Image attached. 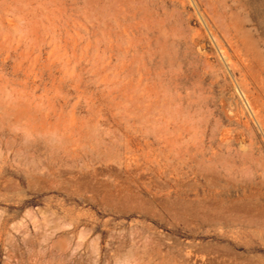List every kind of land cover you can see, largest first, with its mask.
Here are the masks:
<instances>
[{
	"label": "rangeland",
	"instance_id": "374dc122",
	"mask_svg": "<svg viewBox=\"0 0 264 264\" xmlns=\"http://www.w3.org/2000/svg\"><path fill=\"white\" fill-rule=\"evenodd\" d=\"M0 264H264V0H0Z\"/></svg>",
	"mask_w": 264,
	"mask_h": 264
},
{
	"label": "bare ground",
	"instance_id": "6f19581e",
	"mask_svg": "<svg viewBox=\"0 0 264 264\" xmlns=\"http://www.w3.org/2000/svg\"><path fill=\"white\" fill-rule=\"evenodd\" d=\"M127 160V159H126ZM85 183V182H84ZM111 203V202H110Z\"/></svg>",
	"mask_w": 264,
	"mask_h": 264
}]
</instances>
